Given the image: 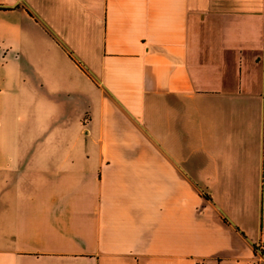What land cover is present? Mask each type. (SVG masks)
I'll return each instance as SVG.
<instances>
[{
  "label": "crops",
  "instance_id": "0c3cea01",
  "mask_svg": "<svg viewBox=\"0 0 264 264\" xmlns=\"http://www.w3.org/2000/svg\"><path fill=\"white\" fill-rule=\"evenodd\" d=\"M0 264H264V0H0Z\"/></svg>",
  "mask_w": 264,
  "mask_h": 264
}]
</instances>
